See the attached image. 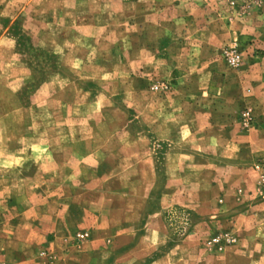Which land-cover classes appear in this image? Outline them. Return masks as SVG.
<instances>
[{
  "label": "rangeland",
  "instance_id": "obj_1",
  "mask_svg": "<svg viewBox=\"0 0 264 264\" xmlns=\"http://www.w3.org/2000/svg\"><path fill=\"white\" fill-rule=\"evenodd\" d=\"M159 8L164 10L162 27ZM0 35L10 42L0 45V81L17 77L24 82L17 100L27 108L25 121L38 140H25L18 149L38 156L37 178L44 177L43 170L59 171L65 165L66 135L81 150L103 151L109 166L105 186L97 189L0 190L7 204L20 199L29 206L40 230H47L46 216L57 214L60 202L75 205L60 213V229L68 237L58 243L60 254L44 256L47 264H144L165 252L163 264H264V0H0ZM233 47L239 50L236 66L228 62ZM197 56L200 64L192 61ZM213 66L222 75L213 85L225 89V95L218 99L219 124L201 142L226 149L235 201L226 191L209 188L223 174L205 172L207 160L184 157L186 166L173 168L163 159L166 149L158 136L167 122L178 123L183 126L181 151L193 156L203 147H195L200 126L191 107L185 106L175 122L161 103L175 83L197 86L198 69ZM174 70L191 74L182 80ZM244 110L253 117L249 126L241 120ZM227 114L233 120L223 121ZM48 151L54 158L45 157ZM144 153L155 157L150 171ZM170 179L179 182L181 197L177 203L167 199L161 222L147 215L154 219L151 231L143 220L136 233L113 239L112 228L129 209L140 216L147 208L154 215ZM175 187L168 195H175ZM79 206L98 216L70 217ZM240 212L234 227L227 213ZM240 231L248 238L241 239ZM80 233L86 238L79 239ZM225 234L234 241L223 250L208 245L211 237ZM136 235L138 243L131 249ZM39 246L49 252L47 239L40 238Z\"/></svg>",
  "mask_w": 264,
  "mask_h": 264
},
{
  "label": "crops",
  "instance_id": "obj_2",
  "mask_svg": "<svg viewBox=\"0 0 264 264\" xmlns=\"http://www.w3.org/2000/svg\"><path fill=\"white\" fill-rule=\"evenodd\" d=\"M159 10L162 12L160 14L161 23L159 27H162L164 10L161 8H159ZM147 41L148 40H146V44H148ZM6 43L10 45V42H8V40L6 41V37L0 35V45ZM192 61L193 63L196 62L200 64L201 59L197 56L196 58L193 57ZM162 62V59L158 60V63ZM209 62L213 63V61ZM174 71L177 74L176 76H179L182 80L185 77H189L191 74L190 71L189 73L185 71ZM133 73L136 74V71L134 70ZM197 73V79L199 81L197 86L175 83L173 89L167 94L166 98L163 99L161 108L171 121L172 117H175L173 120L177 122V119L181 116L182 110L185 111L184 107H191L192 112L195 113L194 118L198 121V125L200 126L199 137L194 138L195 147L200 145H203V147H198L196 152H193L195 154L193 156L190 155V153L187 154L181 151L179 144L182 142L181 139H184L181 138L183 126H179L178 123L174 126L170 122H167L158 135L160 141L163 143V147L166 149L163 159L171 162V166L177 171L182 170L184 166H186V163L183 162V159H185L184 157H191V159L198 160V162H201L200 160H207V164L204 163V165H202L203 167L205 166V172H211L215 175L221 172L223 174L222 179H212L211 184H213V186H209V188L216 192L226 191L227 198H232L235 201L236 189L234 186H228V178L231 174H227L226 149L224 148L222 151L221 148L215 150L209 140L204 144L201 142L203 139H206L207 135L204 134H206L207 130L219 124V119H221L218 117L221 109L218 99L223 94L225 95V89L216 87L213 83L222 75H220L218 70H215L214 66L209 71H200L198 69ZM18 79L19 78L16 77L15 79H2L0 81V190L3 189V186H70L71 190L80 192L87 189L86 186H95L94 188L96 189L98 186H105L104 174L108 172L109 169V166L104 162L106 154L101 150H94L91 148L81 150L78 148L77 144L72 142L75 140L68 138L67 135L63 138L65 144H67V148H69L65 156L67 160L65 165L59 168V171H57L55 167L43 170L44 172L42 173L44 177L42 179L37 178V175L41 172V167L39 168V166L35 164L38 156L33 152H27L25 155L23 151L18 149L25 140L30 143H34L38 140V138L31 133L29 124L25 121L24 113L27 111V108L17 100L16 94L24 83L18 82ZM239 99L241 101L242 97H239ZM228 115L229 114L222 117V120H233ZM80 123L83 124L84 121H79V124ZM133 126L134 124H131L129 128ZM132 139H136V137ZM138 140H141V138ZM78 141L82 142V139L80 138ZM88 141L89 143L91 142V140ZM143 141L146 142L147 140L143 139ZM45 157L47 159L54 158L53 153L50 151L46 153ZM25 159H27L26 163H24ZM215 159L223 160V162H218ZM153 162H155V157L144 153L143 163L148 171H150ZM168 162H166V165L169 164ZM172 163L174 164L172 165ZM134 165L136 164H133V166ZM203 171L204 170H202V172ZM176 174H178V172H176ZM7 176H10V178L7 179ZM174 184H176L175 195H168L171 186ZM180 188L179 182L173 179H170L165 187L163 186L162 195L159 199V209L155 210L154 215H152L147 208H145L140 216H137L136 211L129 209L127 214H124L122 219H119L117 224L112 228V238H123L126 234L131 236V234L136 231L135 228L137 224L142 223L143 220H145V222H143L144 228L147 229L148 232L151 231L154 219L147 218V215H149V217L158 216L160 223L164 213L163 208L167 207V199L175 203L179 202L181 197L178 196ZM54 200L55 199L51 198L49 203ZM6 202L5 200H0V264H47L44 256H47V254H60L58 243L62 239L68 237V231L63 232V230L60 229V224L64 219L61 217L62 214L60 213L66 212L68 207H75L72 202L68 200L60 202L61 206H59L58 213L56 214V212H53L51 215L49 214L46 216L47 230H40L39 226L34 225L37 224L35 218L28 214L31 208L21 203L22 201L20 199H15L14 202L9 201L10 203L8 204ZM18 202H20L21 205ZM126 203L128 206H133L132 201L128 200ZM60 207L63 209H60ZM242 214L244 213H227V221L234 227H237L238 223H235L234 219L239 218ZM89 215L92 217L98 216L96 213H90L79 206V209L73 210L69 216L80 220L87 218ZM145 234H147L146 231ZM238 235L244 240L248 238L247 235L249 234L240 231ZM40 238H43V240L47 239L49 252H46L39 246ZM135 238L137 241H135L134 246H131V249H134L138 243L139 237L136 235ZM25 240L29 241V243H25ZM165 243V241L161 242L157 249ZM157 249L155 248V250ZM241 251L242 249H240V253ZM66 254L68 253L66 252ZM78 254L82 255V251H79ZM164 254L144 264H163L165 259L163 256Z\"/></svg>",
  "mask_w": 264,
  "mask_h": 264
},
{
  "label": "built area",
  "instance_id": "obj_3",
  "mask_svg": "<svg viewBox=\"0 0 264 264\" xmlns=\"http://www.w3.org/2000/svg\"><path fill=\"white\" fill-rule=\"evenodd\" d=\"M263 0H248V2L250 4H256V3H259ZM228 62L233 65V66H236L240 63V58H239V50H237L236 48H230V50L228 51ZM155 89H158L159 86L156 85L154 87ZM241 120L243 122V124L245 126H249L252 124L253 122V117H252V114H251V111L250 110H244L241 114ZM87 236L86 233H80L78 234V237L79 239H85ZM233 237L229 234H225L224 236H221V235H216V236H213L211 237L209 240H208V245L217 250V251H221L224 249L225 245L233 242Z\"/></svg>",
  "mask_w": 264,
  "mask_h": 264
}]
</instances>
